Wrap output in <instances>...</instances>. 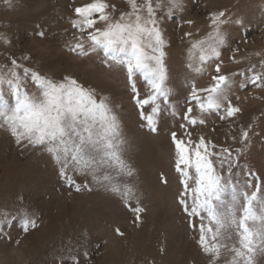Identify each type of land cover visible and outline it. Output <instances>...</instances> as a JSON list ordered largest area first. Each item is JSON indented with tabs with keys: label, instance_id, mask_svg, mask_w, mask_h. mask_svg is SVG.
Segmentation results:
<instances>
[{
	"label": "rangeland",
	"instance_id": "rangeland-1",
	"mask_svg": "<svg viewBox=\"0 0 264 264\" xmlns=\"http://www.w3.org/2000/svg\"><path fill=\"white\" fill-rule=\"evenodd\" d=\"M91 2L0 0V36L11 41L6 44L0 40V69L7 71L11 67L9 60L15 58L25 67L57 81L72 75L86 87L111 98L122 122L123 156L135 172L125 180L139 197L138 204L133 199V205L146 209L143 223H133L134 213L125 208L118 194L100 188L91 177L78 178V183L82 188L89 184L93 191L77 193L58 176L57 166L46 154L22 150L6 132L0 131V214L8 212L15 217L11 236L13 240L19 236L21 241L19 246L0 241V264H59L70 248H80L81 244L95 253L93 264H203L196 234L189 229V218L177 203L185 190V175L178 170L179 157L172 134L185 141L189 137L197 141L204 136L218 147L233 149V156L223 167L220 159L213 158L217 174L223 176L225 190L219 193V199L216 194L207 199L226 225L224 242L235 244L239 227L232 221L238 222L242 215L246 206L244 194L253 191L247 168L264 171V88L252 85L250 72L254 68L259 73L264 67V0H190L187 10L183 14L177 11L175 16L167 15L168 2L161 0L158 26L170 46L165 48L164 56V88L168 95L157 96L152 102L159 109L156 133L141 125L126 82L125 63L132 59L131 45L118 44L107 55L102 47L89 49L84 57L69 51L78 35L72 24L76 19L72 9ZM109 3L118 5L120 10L126 7L124 0ZM221 10L233 17L242 15L247 27L240 30L229 25L225 29L230 38L221 66L227 70L229 83L213 98L219 107L202 112L200 104L207 106L208 94L200 92L201 99L196 100L193 91L211 85L217 60L201 61L199 50L192 45L212 42L211 14ZM41 31L45 33L43 39L38 35ZM189 32L191 36L186 35ZM244 33L249 34L241 39ZM232 56L236 57L235 62L230 59ZM139 83L142 96L153 94L142 76ZM245 83L247 87H241ZM27 88L33 95L38 92L31 81ZM0 92L14 104L10 86H0ZM229 102L243 109L234 120L225 118ZM189 107L194 110L196 125L189 123ZM148 114L152 112L149 110ZM201 119L204 124L199 123ZM246 127L253 128L255 134L250 151L240 157L237 166L240 134ZM190 171L196 175L194 170ZM162 175L167 177V185L160 182ZM188 184L192 185L187 189L188 202L192 204L196 185L191 179ZM18 197H23V201ZM24 210L34 212L38 218V227L27 234L20 231ZM255 210L264 218V193L255 203ZM202 211L203 215L196 217L198 222L215 227L207 208ZM117 227L125 232L124 237L115 234ZM249 227L261 234L258 241L264 239V219L250 222ZM97 243L103 245L98 252ZM255 261L264 264V245L257 249Z\"/></svg>",
	"mask_w": 264,
	"mask_h": 264
},
{
	"label": "snow or ice",
	"instance_id": "snow-or-ice-1",
	"mask_svg": "<svg viewBox=\"0 0 264 264\" xmlns=\"http://www.w3.org/2000/svg\"><path fill=\"white\" fill-rule=\"evenodd\" d=\"M167 2V15L175 16V12L183 14L187 10L190 0ZM124 3V10H120L114 3H109V0H93L91 3L74 7L72 11L76 19L72 24L78 35L74 37L69 51L84 57L89 54V49L102 47L107 55L118 44L131 45L132 59L125 63L126 82L131 90V99L135 102L141 125L156 133L159 109L154 107L152 102L157 96L168 95V90L164 88L167 79L164 56L165 48L170 45L166 42L163 29L158 26L161 13L157 11L162 4L161 0H124ZM186 21L188 24L193 23L191 20ZM210 23L212 42L200 41L192 45L194 49L199 50L201 61L206 62L209 58L217 60L211 85L193 91L196 100L201 99L200 92L208 94L207 106L200 104L202 112L208 108L219 107L213 98L229 83L227 70L221 66L223 51L228 47L230 38L225 29L229 25L240 30L247 27L242 15L233 17L224 10L211 14ZM248 34L241 35V39ZM38 35L43 39L45 33L41 31ZM186 35L191 36V33ZM0 40L11 44L6 37L0 36ZM230 59L236 61L235 56ZM9 64L11 67L7 71L0 69V86L6 84L12 88L14 104L0 92V131L6 132L22 150L30 149L46 154L57 166L58 176L77 193L82 190L93 191L89 184H84L82 188L78 183V178L91 177L92 182L100 188L118 194L124 201L125 208L134 213L133 223L142 224V214L146 209L132 203L133 199H136L138 204L139 197L125 177L131 178L135 172L123 156L125 140L121 130L122 122L111 98L98 94L95 88L86 87L72 75L63 76L57 81L25 67L15 58L10 59ZM250 72L252 85L264 88V67L259 73L254 68H250ZM141 76L150 85L152 95H141ZM29 81L37 87V94L33 95L28 91ZM241 87L246 88L247 83ZM149 110L152 115L148 114ZM186 111L189 123L196 125L193 108L189 107ZM242 112L241 107L229 102L225 118L234 120ZM199 123L204 124L205 121L201 119ZM254 134L251 127H246L240 134L241 146L236 158L237 166L240 157L250 151L249 144ZM172 140L179 157L178 170L185 175V190L179 195L177 203L189 218V229L196 234L195 242L203 264H256L255 254L257 249L264 245V239L258 241L257 237L261 234L253 231L249 224L264 219L258 216L255 210V203L264 193V171L254 167L247 168L246 174L253 191L244 194L246 206L238 222L235 219L232 221L234 225L238 223L237 241L229 245L224 242L226 225L211 209L207 197L216 194L219 199V193L225 190L223 176L217 174L213 158L220 159L223 167L233 156V149L218 147L214 141L210 143L204 136H200L197 141L190 137L185 141L173 133ZM233 141L235 142V137ZM185 168L189 170L187 173ZM190 170H194L196 175H192ZM190 179L196 185L193 189L192 204L188 202L187 191L192 187L188 184ZM160 182L167 185V177L162 175ZM18 199L23 201V197ZM206 208L215 227L211 224L204 225L196 219L203 215L202 210ZM14 220L15 217L11 213L0 214V241L19 246V236L13 240L10 231ZM20 224L21 233L27 234L38 227V218L34 212L24 210L20 215ZM114 231L119 237L125 236V232L119 227ZM102 246L97 243L96 251ZM94 259L95 253L85 244H81L80 248H70L68 255L62 257L59 264H64V261L69 264H93Z\"/></svg>",
	"mask_w": 264,
	"mask_h": 264
}]
</instances>
